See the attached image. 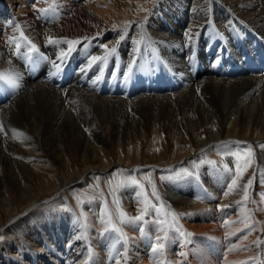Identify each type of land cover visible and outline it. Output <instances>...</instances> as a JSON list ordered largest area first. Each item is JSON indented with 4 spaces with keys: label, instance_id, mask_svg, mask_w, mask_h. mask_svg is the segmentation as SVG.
Returning a JSON list of instances; mask_svg holds the SVG:
<instances>
[{
    "label": "bare ground",
    "instance_id": "obj_1",
    "mask_svg": "<svg viewBox=\"0 0 264 264\" xmlns=\"http://www.w3.org/2000/svg\"><path fill=\"white\" fill-rule=\"evenodd\" d=\"M124 19L133 20L122 24ZM21 30L39 49L32 53L35 62L27 59L23 41L15 48ZM0 32V75L18 78L21 91L0 106V203L10 204L13 195L28 203L0 230L5 236L0 264H76L69 258L71 249L79 250L77 264H264V243H256L264 241V147L257 149L249 170L253 183L243 204L240 179L224 195L238 173L221 166L232 176L224 183L208 177V184L201 183L204 190L191 186L196 173L167 183L165 193L176 197L155 206L159 214L149 203L143 221L120 224L119 212H111L126 246L101 238L109 204L79 211L67 191L123 163L119 157L97 164L107 150L132 144L140 150L143 142L160 140V132L166 134L162 144H170L184 160L261 146L264 0H0ZM188 33L197 34L190 44ZM49 37L60 42L49 43ZM65 40L79 43L67 52ZM105 45L117 51L88 67L90 57L106 55ZM12 51L20 54L8 55ZM62 52L67 54L60 61ZM133 60L134 72L126 78ZM122 84L129 88L121 92ZM10 89L16 88L0 79V95ZM4 126L9 135L2 133ZM232 127L254 137L231 135ZM201 133L205 139L196 140ZM68 160L81 173L55 178L54 193L39 192L30 202L34 187L48 183L47 169H70ZM53 194L60 196L39 209ZM139 196L136 191L134 200L144 203ZM129 202L124 201L128 216L141 215ZM63 204L71 215L61 213ZM162 216L159 231L154 221ZM70 223L78 234L67 230ZM165 234L163 251L150 252L153 238ZM121 248L126 251L118 255Z\"/></svg>",
    "mask_w": 264,
    "mask_h": 264
},
{
    "label": "rangeland",
    "instance_id": "obj_2",
    "mask_svg": "<svg viewBox=\"0 0 264 264\" xmlns=\"http://www.w3.org/2000/svg\"><path fill=\"white\" fill-rule=\"evenodd\" d=\"M132 20L133 19H127V20L124 19L122 24H128ZM0 35L2 37L1 32H0ZM13 52L15 51H12V53L10 52L8 55L14 54L16 57L17 56L16 52L15 53ZM46 52L50 53L49 50ZM84 55L85 54H83L81 57H84ZM25 65L27 64L25 63ZM128 86L130 87L129 83H128ZM128 86L126 84H122V85H118V88L120 89L121 92H123L129 88ZM18 90L14 94V96H12V98H8V100H6L5 94L0 95V102L3 103L0 106L9 104L14 99H16L18 96V93L21 94L20 88ZM81 127L83 128V131L87 135L90 134V131L87 129V127L84 128V125H81ZM233 128L234 127H232L230 130L231 135L254 137V132L252 131H248L242 127H236L234 129ZM212 129L217 130L216 127H213ZM212 129L210 128L209 131L213 132ZM7 131H8V128L4 126L2 128V133L4 132L3 134L9 135ZM257 133L258 135H261L258 131ZM159 135H161L160 140L158 138L153 143H151L152 142L151 141L149 143H145V145H143L144 144L143 142L142 146L140 147V150H138V146H135V144L127 145L126 147L123 146L120 148H113V149H110L109 151L107 150V152L102 155V158H101L102 160L98 162L97 164L107 165L109 163L115 162V159L117 158L116 160H118L119 157L120 159H122L123 163L119 165L118 167L114 168L107 176L106 175L105 176L92 175L90 177L88 176L89 177L88 179H90L89 182L81 186L73 185L70 188H68L67 191H69L68 193L73 199L76 209H78L79 211L82 210L83 212H87L90 209L91 204L93 206L94 203L95 204L100 203L101 205L100 208L102 207L106 208V206L109 204L107 206L109 208L107 210L108 212H112L114 214L115 211L119 212V210L121 209L128 216L132 214H129L130 210L125 206L126 204L124 203V201L130 200L132 203L129 202V206L132 207L135 212L137 211L135 214L137 213L139 214L142 212L143 209H145V207L150 205L149 203H152L155 206H157V208H159L161 207V205L164 204V202L167 201L166 199H172L173 197H176L173 191H169L165 193V191H167L165 188L168 186L167 183L169 182L174 181V183L177 184L179 183V180L181 178H187L189 176H192L194 173H196L197 175H195L194 176L195 178L192 179L191 181L192 183L191 186L197 185L201 190L205 189V187L201 183L208 184V180H209L208 177L210 178L214 177V179L216 178V180H220L221 183H224V181L229 180V177L232 176V174L227 175V173L225 174L222 171H220L221 166L222 167L232 166L233 172L238 173L237 175L239 176H242L240 180L242 181V184L245 185L249 179H253L251 174H249V170L252 167V164H253L252 162L255 160V158H257V155H256L258 151L257 149L259 147H261V149L262 147H264V143H262L261 146H259L260 144H258L257 148H254L251 144L249 145L251 152H252V157L249 161L248 167L245 168L243 167L245 164V161L249 160L248 147L247 148L241 147L239 149H236L234 151L237 154L236 156H233L232 152L224 153L223 155L221 154L220 155L201 154L200 156L196 155V157H191V158L184 160L181 153L171 151L172 146L170 144L168 145L162 144L163 143L162 141L164 137L166 136V134L164 132H160ZM195 138L198 141L204 140L205 135L201 133L197 135ZM140 145H141V142H140ZM176 146H179V144H177ZM182 146L183 145H181L180 147ZM68 161H69V166L71 167L70 169H65V170H62L61 172L57 171L56 168H53V170L47 169L49 171L48 173L49 176H47V182L49 184L45 183L43 185H38V187H34L33 198L30 202L35 200L34 198L39 192H45V193H50V194L54 193L55 187L59 185L57 184L58 180H56L55 178L62 177L65 180H69V178H71L72 176H75L76 174L81 173V169H82L81 167L74 169L73 168L74 166L71 160H68ZM194 161L196 163H193ZM209 161H215L216 164L215 165L209 164L208 163ZM155 168H158L160 171L157 170L155 172L154 171ZM238 168L240 169V171H237ZM184 169L187 170V173H191L192 175H188L186 172L183 171ZM155 175H157L156 179L158 180L159 185H157L155 181ZM133 181H136L137 183L133 184ZM102 183H105L106 185L105 184L102 185ZM237 183H241V182L237 181ZM136 191L139 192V195H140L139 198H141V200H143L144 203L141 204L134 200L133 197L135 196ZM153 193L158 194V197L157 195H154ZM54 195L56 194L51 195L50 198H48V200L44 202V204H40L38 208L39 209L43 208L47 204V202H49L50 200L54 201L56 197L60 196V195H57L54 197ZM11 198H13V200L10 204L0 203V230L6 227L10 217L17 215L27 209V206H26L28 204L27 202L19 201V198L16 195L11 196ZM116 200L117 202H115ZM146 200L147 202H145ZM227 200H229V202L236 201L235 199H229V198ZM117 206H121V207H117ZM113 208H115V210ZM111 209H113L114 211H112ZM149 210L151 209L149 208ZM69 212L70 211H69L68 205L63 204L61 213L67 215ZM71 214L72 213H69V215ZM67 230H69L70 233L78 234V231L75 228L73 223L68 224ZM0 237H2V239H0V252H1L2 246L4 245L5 236L0 235ZM101 238L107 243L114 242V243H118L123 246L127 245V242L123 240L121 236H117V234H114V233L106 232V234H101ZM120 240H123L124 244H121L119 242ZM81 242L87 244L88 247L91 249V246L87 241L82 240ZM73 243H75V241H73L70 245H72ZM78 251L79 250L77 249H71V252L69 254V258H71L72 262L76 260V264L79 259ZM92 253H93V250H92Z\"/></svg>",
    "mask_w": 264,
    "mask_h": 264
},
{
    "label": "snow or ice",
    "instance_id": "obj_3",
    "mask_svg": "<svg viewBox=\"0 0 264 264\" xmlns=\"http://www.w3.org/2000/svg\"><path fill=\"white\" fill-rule=\"evenodd\" d=\"M41 11H46V10H41ZM129 26L130 25H126L125 27H129ZM113 28L115 29L116 26L114 25ZM196 35L197 34H195V33H188L186 35V41H187V43L190 44L192 42V40L195 39V36ZM119 39H121V40L124 39V36H123V32L122 31H121V35L119 36ZM20 41H23L27 45V50H26V53H25L27 59L33 60L32 53L38 51L37 46L34 43H32L29 38H27L26 36H24L22 30H21V32L19 34V40H15L14 39V43H15V48L16 49H19L20 48V46H21L20 45ZM48 41H49V43H59L60 42V41L53 40V38H51V37L48 38ZM63 42L69 45V48L67 49V52H71V50H72L71 46L72 45H76L77 43H79V41H77V40H65ZM104 47H105V50H106V55L105 56H100V57H98V56H92V57H90L89 58V62H88V67H91L92 64H95L97 62H102V61L108 59L109 55L114 54L117 51V49L115 47H113L112 49H107V46L106 45ZM67 52H62L61 53V55L59 57V60L60 61H63L64 56L67 54ZM19 54L20 53L17 51V55H19ZM41 58H43V57H41ZM33 62H35V61L33 60ZM135 66H136V61L135 60H133L132 62H130L126 66V78H129L133 74ZM57 67L59 68L60 65L57 64ZM0 79H6L7 80V83L10 84L13 88H18L19 87L18 78L13 77V78L9 79L7 77H4V76L0 75ZM229 151H231V150L229 149ZM232 155L233 156H236L237 154L235 152H232ZM248 157H249V160H246L245 161V164L243 166L245 168L248 167L249 161H250V159L252 157V152H251L250 147L248 148ZM237 159H238V157H237ZM193 163H196V162L194 161ZM208 163L209 164H212V165H215L216 164L215 161H209ZM225 168H226V166H225ZM183 171L187 173V170L186 169H184ZM228 171H231V169H228ZM237 171H240V169L238 168ZM187 174L188 175H192L191 173H187ZM241 178H242V176H239V175L234 176L229 181L230 186L229 187H226V190L224 192V195H227V194L233 192L237 188V181L239 179H241ZM136 183H137L136 181H133V184H136ZM252 183H253V180L252 179H249L247 181V183L244 185V187L241 189V191L243 192V200L240 202L241 204H243L245 201L248 200V198H249L248 197V188L252 185ZM153 194L154 195H157V197H158V194H156V193H153ZM260 195H261V197H264V193H260ZM145 202H147V201H145ZM152 207H153L154 211L157 214H159V211L160 210L159 209H156L155 208V205H153ZM224 207H227V206H224ZM146 213H147V209H143L141 215L135 216V217H129V216H127V214L125 212H123V210H119V214H118V217H117V221L120 224L130 223L132 221H143L144 215ZM164 215L166 216L167 213H165ZM172 215H173V223H175L176 214H172ZM105 221H106V225H107L106 228H105V232H107V233H114V234H117V236H123L124 235L122 233L121 228L117 226V222L112 219V213L111 212H105L103 214V216L101 218V223L104 224ZM154 222L155 223H158L160 225L159 231H163V224L165 223L163 216L161 217L160 221H154ZM0 239H2V237H0ZM167 239H168V237H167L166 234L164 236H159V235L155 236L153 238L154 244L150 248V252L157 253V252L163 251L164 243L167 241ZM119 242L121 244H124V241L123 240H120ZM256 243L257 244L264 243V241L258 240ZM124 251H126V249L125 248H121L120 251L117 254L118 255H122ZM181 254H183V253H181ZM115 264H119V262L116 261ZM244 264H247V262H244Z\"/></svg>",
    "mask_w": 264,
    "mask_h": 264
}]
</instances>
